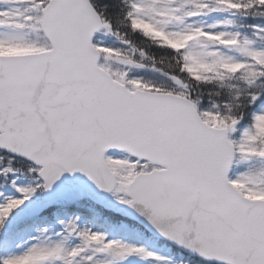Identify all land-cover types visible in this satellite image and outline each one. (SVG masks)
Returning a JSON list of instances; mask_svg holds the SVG:
<instances>
[{"label": "snow or ice", "instance_id": "6c2138e0", "mask_svg": "<svg viewBox=\"0 0 264 264\" xmlns=\"http://www.w3.org/2000/svg\"><path fill=\"white\" fill-rule=\"evenodd\" d=\"M172 246L264 264V0H0V264Z\"/></svg>", "mask_w": 264, "mask_h": 264}, {"label": "trees", "instance_id": "16d2710c", "mask_svg": "<svg viewBox=\"0 0 264 264\" xmlns=\"http://www.w3.org/2000/svg\"><path fill=\"white\" fill-rule=\"evenodd\" d=\"M161 244H163V242H161ZM171 253L175 259V261H177V264L180 260H182L184 258V254H182L180 251L176 250L175 248L171 247Z\"/></svg>", "mask_w": 264, "mask_h": 264}]
</instances>
